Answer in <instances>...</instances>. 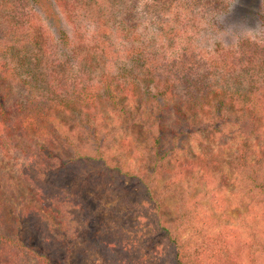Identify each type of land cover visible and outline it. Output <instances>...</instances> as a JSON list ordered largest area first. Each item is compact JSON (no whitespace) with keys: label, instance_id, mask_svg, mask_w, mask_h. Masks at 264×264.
<instances>
[{"label":"trees","instance_id":"1","mask_svg":"<svg viewBox=\"0 0 264 264\" xmlns=\"http://www.w3.org/2000/svg\"><path fill=\"white\" fill-rule=\"evenodd\" d=\"M243 3L237 9L238 14L259 15L264 19L262 2ZM58 38L68 39L63 30ZM140 44L133 42L128 53L135 69L144 72L151 67L153 56L148 45ZM206 78L204 74L184 77L178 98L171 91L173 87L154 88L158 96L165 95L158 99L154 94L149 96L151 90L135 81L123 84L102 74L100 88L92 83H79L71 88L69 100H56L51 106L41 102L31 110L18 108V119L13 120L0 105V148L11 158L21 154L32 163L24 167L36 184L29 192L34 202L25 208V219L37 231L44 232L47 243L53 245L54 239L43 227V221L40 223L43 212L49 217L55 214L61 221L65 205L79 206L87 216L90 214L82 191L69 186L70 176L87 170L96 181L103 179L110 185L130 179L140 189L138 205L150 208L156 232L172 250L173 264H236L239 253L230 239L220 232L210 233L209 226L207 229L191 223L194 215L186 208L179 191L180 180L187 179L192 185L196 182L217 185L212 199L218 203L217 192H223L229 182L226 168H232L239 186L232 194L235 203L247 202L243 221L249 228L255 226L256 229H250L253 235L259 228L264 231V141L256 143L257 136L264 131V101L249 98L251 91L245 100H238L235 98L238 92ZM102 101L119 118L115 123L107 121V115L97 109ZM52 115L64 122L62 131L54 126L53 135L46 132L51 127ZM48 122L50 126L46 125ZM120 130L135 141L134 151L141 158L136 169L124 165L127 158L124 151L111 148L116 140L114 135ZM36 133L44 136L42 141L34 142L36 149L32 151L24 138ZM222 134L230 136L235 146L217 142ZM158 179H162L160 188ZM172 195L180 199L178 212L169 219L163 213V199ZM15 223L17 227L10 234L0 232V264H66L63 259H53L48 252L30 246L18 234L20 218ZM190 227L193 232L186 236ZM148 228L140 224L135 227L121 222L112 224L97 237V253L107 264H151L157 246L155 233L146 234ZM31 256L36 258L33 263Z\"/></svg>","mask_w":264,"mask_h":264},{"label":"rangeland","instance_id":"2","mask_svg":"<svg viewBox=\"0 0 264 264\" xmlns=\"http://www.w3.org/2000/svg\"><path fill=\"white\" fill-rule=\"evenodd\" d=\"M258 2L263 3L260 6L264 9V0ZM136 4L137 0H0V105L13 120L18 119V108L31 110L41 102L51 106L56 100H69L71 88L79 83H92L100 88L98 82L102 74L123 84L135 81L140 87L151 90L149 96L154 94L158 99L165 95L158 96L154 88L173 87L171 91L178 98L184 77L204 74L214 84L238 92L235 94L238 100H245L251 91L249 98L264 101V47L245 42L238 50L218 49L213 56L186 49L170 59L164 49L154 47L138 35ZM214 6L220 7L221 0H156L154 12L159 15L163 10L174 9L183 13L192 7L204 10ZM57 8L66 16L94 22L95 34L90 40L84 39L77 28L75 33L69 34L71 41L69 38L54 40L42 26L40 12L54 19ZM182 30L178 26L169 31L170 42ZM135 41L143 47L148 45L149 54L153 56L150 60L153 68L149 67L148 71L139 72L134 67L128 52ZM97 109L107 115L110 123L119 120L106 108L105 102H100ZM49 118L51 127L46 130L47 134H56L54 126L63 130L62 118L56 115ZM46 125L50 126V122ZM43 136L42 133L29 134L24 143L35 151L34 142L42 141ZM114 137L116 140L111 148L124 151L127 157L124 165L136 169L141 158L134 151V139L121 130ZM60 138L64 140L63 135ZM263 141L264 131L257 136L256 143ZM217 142L227 147L236 144L227 134L220 135ZM193 146L196 148L194 143ZM18 155L11 158L0 148V232L10 234L17 227L16 219L20 218L18 234L35 250L48 252L51 258H61L66 264H107L95 247L99 234L120 222L132 227L146 225L150 228L147 235L155 233L153 238L157 246L151 264H173L172 250L156 232L150 208L138 205L140 189L137 184L127 179L110 185L103 179L96 181L87 170L70 176L68 184L82 191L89 216L79 206L68 205L64 206L62 221L55 214L49 217L43 212L40 223L43 221V227L54 239V244L49 245L44 232L37 231L24 217L25 208L34 202L29 192L36 184L27 176L31 174L24 171L26 164H32L31 160ZM225 173L229 182L224 185L223 192H217L218 203L212 199L217 185L205 182L192 185L187 179L180 180L179 191L183 193L186 208L194 215L191 214V223L202 228L209 226L210 233L220 232L222 237L230 239L239 253L235 257L236 264H264V231L259 228L255 235L251 234L250 229H256L255 226L249 228L243 221L247 202L236 204L232 196L239 190L236 176L232 168L227 167ZM160 186L162 179H158L157 187ZM179 199L175 195L163 199V213L167 218L172 219L178 212ZM192 232L190 227L186 236ZM35 260L31 256L30 262Z\"/></svg>","mask_w":264,"mask_h":264},{"label":"clouds","instance_id":"3","mask_svg":"<svg viewBox=\"0 0 264 264\" xmlns=\"http://www.w3.org/2000/svg\"><path fill=\"white\" fill-rule=\"evenodd\" d=\"M155 6L156 0H137L136 31L145 42L164 49L170 59L186 49L213 56L218 49L238 50L245 42L264 47V19L259 15L238 14L237 9L244 6L243 0H221L220 7L204 10L192 7L183 13L168 9L159 15L154 12ZM55 11L54 19L40 12L41 24L54 40L58 39L60 30L70 41L69 34L75 33L77 28L84 39L90 40L95 34L94 22L66 16L59 8ZM178 26L183 30L170 42L167 33Z\"/></svg>","mask_w":264,"mask_h":264}]
</instances>
